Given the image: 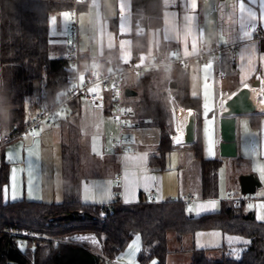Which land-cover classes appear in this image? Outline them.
<instances>
[{
  "label": "crops",
  "instance_id": "1",
  "mask_svg": "<svg viewBox=\"0 0 264 264\" xmlns=\"http://www.w3.org/2000/svg\"><path fill=\"white\" fill-rule=\"evenodd\" d=\"M161 3L162 25L148 30L147 51L138 62L169 57L187 60L188 94L201 102L198 129L195 112L177 108L173 103L168 130L173 150L165 155L164 170L153 171L148 157L158 142L155 130H141V138L134 140L129 153L119 154L113 148L118 128L109 112L106 90L96 88L101 95L99 101L76 99L60 121L42 124L35 139L25 135L8 144H3L9 136L5 126L7 112L0 104L1 204L21 201L62 204L70 199L103 206L114 200L119 191L123 204L138 203L148 194L156 203L190 199L185 209L195 217L219 209L224 199L200 195L199 163L190 145L198 138L205 159L222 160L218 147L224 101L238 89L256 82L264 91V39L254 41L247 30L251 25L264 32V0H161ZM71 22L70 11L49 16L48 35L55 54H63ZM76 23L81 79L91 59L103 57L104 70L126 67L132 62L131 0H85L78 9ZM215 45L221 48L215 57L198 58L203 48L210 50ZM137 75L126 73L124 88ZM255 117L258 120L253 126L251 120ZM191 123L193 142L187 144L184 135ZM175 126L176 135L171 133ZM65 145L72 151L67 155L73 153L77 160L71 198L66 196L67 179L63 174ZM236 145L237 157L230 160L247 161L249 170L242 175L252 174L260 183L256 189L260 196L247 202L246 209L257 221L264 222V102L257 105L256 114L236 118ZM115 177L119 180L115 181Z\"/></svg>",
  "mask_w": 264,
  "mask_h": 264
},
{
  "label": "trees",
  "instance_id": "2",
  "mask_svg": "<svg viewBox=\"0 0 264 264\" xmlns=\"http://www.w3.org/2000/svg\"><path fill=\"white\" fill-rule=\"evenodd\" d=\"M71 1L0 0V104L7 112L5 126L9 135L21 131L40 109L54 106L70 87V66L63 54H55L50 45L48 18L54 13L71 11ZM162 11L161 0H131L132 62H138L140 56L146 53L147 32L161 27ZM187 78L186 71L179 65L173 66L169 73L159 67L139 73L127 86L136 92L133 97H125L132 106L131 126L142 130L153 129L158 135L155 151L148 157L153 171L164 170L165 155L173 150L168 138L171 110L167 88H170L174 105L193 110L196 128L200 125L201 102L188 94ZM36 81L40 83V88L35 97ZM30 113L33 115L27 118ZM257 120L258 117L253 118L251 124L256 125ZM190 149L199 163L200 195L202 198H214L217 172L222 161L205 159L198 138ZM70 151L66 145L63 146L67 198L73 194L77 165L73 153L67 155ZM2 174L4 177V168ZM75 211L85 212V219L69 220L67 215ZM4 230L26 231L30 235H7ZM208 231H219L228 241L222 239L216 247L192 246L187 250L191 253L190 264H264V222L257 221L247 211L244 201L232 205L223 200L217 211L196 217L187 213L183 201L179 199L160 203L141 200L134 204L112 200L103 206L84 205L70 199L62 204L0 203V235L4 237V243L11 241L16 246L14 238L40 239L43 242H34V248L39 249V253L35 250L31 255L28 250L20 252L28 264H53L54 255L64 246L59 241L74 234H92L100 241L98 254L104 259L102 264H110L136 235L141 240L139 264L151 261L164 264L169 253L166 249L169 232L180 242L186 236ZM43 235L48 238H42ZM215 251L219 252L218 257L212 256ZM4 259L0 260V264Z\"/></svg>",
  "mask_w": 264,
  "mask_h": 264
},
{
  "label": "built area",
  "instance_id": "3",
  "mask_svg": "<svg viewBox=\"0 0 264 264\" xmlns=\"http://www.w3.org/2000/svg\"><path fill=\"white\" fill-rule=\"evenodd\" d=\"M72 22L69 27L68 36L64 43L63 58L68 61L70 71L72 75L71 84L64 95L59 101L52 107L42 108L37 111L24 125V128L15 135H9L4 138L3 144H8L13 141L21 140L25 135H29L31 139L36 138V132L39 130L42 124L54 123L61 120L62 115L69 108L72 102L76 99L95 102L101 100V95L96 92V88L99 87L108 91V100L110 105V114L113 122L118 128V135L112 140L113 148L119 153H129L131 151V135L128 133L131 127V112L132 106L125 100L124 96V83L126 73L139 74L145 70L162 68L169 73L173 66L179 65L185 70L187 60L182 57H169L164 60H155L152 62H131L126 67H118L110 70H104L106 60L103 57H98L89 60L88 70L83 79L80 76V58L78 51V30L76 17L77 12L82 3L85 0H72ZM247 30L252 33L253 40L260 42L264 39V32L260 27L247 26ZM221 48L218 45L213 46L210 50L203 48L198 55V58L215 57ZM253 90L251 95L256 105H260L264 102V91L262 87L251 88ZM169 93V102L172 109H174L172 97L170 95V88H167ZM170 130V129H169ZM115 181L119 180V177H115ZM121 193L116 192L114 200L121 202ZM226 200L232 205H237L240 201H249L250 195L236 196L232 191L228 190ZM148 203H154V200L150 194L145 198ZM189 200H184L183 205L186 206ZM122 203V202H121ZM103 214V213H102ZM7 235H20L29 236L30 233L26 231H9L4 230ZM101 257V256H100ZM104 259L100 258V263ZM110 264H114L111 263Z\"/></svg>",
  "mask_w": 264,
  "mask_h": 264
},
{
  "label": "rangeland",
  "instance_id": "4",
  "mask_svg": "<svg viewBox=\"0 0 264 264\" xmlns=\"http://www.w3.org/2000/svg\"><path fill=\"white\" fill-rule=\"evenodd\" d=\"M40 83L36 81L34 83V96L36 97L39 94ZM141 130L142 129H135L134 127H130L128 133L131 135V151L133 150V142L138 138H141ZM132 131V132H131ZM137 132H140L138 134ZM137 133V134H136ZM151 138V137H149ZM151 140V139H150ZM249 160V159H248ZM222 164L217 172V193L214 199L221 200L227 199V191H232L236 196L240 197L241 194L239 192V177L247 172L249 169V164L246 162H238L235 163L237 160H230V159H222ZM231 161V162H230ZM233 161H235L233 163ZM119 192V191H118ZM120 193V192H119ZM260 192L256 191L254 194L250 195V200L246 201L250 202L260 195ZM191 202L190 199H186ZM195 201L194 199L192 202ZM187 212L189 210L186 208ZM75 221V220H74ZM42 238L47 239V235H43ZM222 239L224 241H228V238H223L219 231H208V232H197L194 235L186 236L182 239V241L178 242L175 240V237L172 232L167 234L166 239V249L169 251L167 254L166 260L164 264H190L191 261V253L187 250L192 246L195 247H216L221 244ZM15 244L17 249L21 253H25L28 250V253L33 254L34 250L36 253H39V249L34 248L35 243L43 244L40 239L36 241H32L31 239L26 238H14ZM35 242V243H34ZM64 246H75L81 245L86 248H90L89 250H93V252H97L100 249V241L92 234L89 235H81V234H74L71 236H64L59 241ZM141 250V240L138 235L134 236L131 241L127 244V246L122 250L120 253L116 254L114 259L111 263L114 264H139L138 262V255ZM179 251V252H176ZM212 256L218 257L219 252L215 251ZM1 264H16L11 262L7 258L3 260ZM149 264H155V261H151Z\"/></svg>",
  "mask_w": 264,
  "mask_h": 264
},
{
  "label": "water",
  "instance_id": "5",
  "mask_svg": "<svg viewBox=\"0 0 264 264\" xmlns=\"http://www.w3.org/2000/svg\"><path fill=\"white\" fill-rule=\"evenodd\" d=\"M258 83L251 86L238 89L231 97L223 103V111H221L219 119L220 143L218 154L220 158L233 159L237 157L236 145V118L242 115L256 114L257 105L253 101L251 88L257 87ZM171 88L173 85L170 86ZM136 92L129 88L124 89L125 97H133ZM185 142L191 144L193 142V125L192 123L185 131ZM239 192L242 195H252L260 186L258 179L252 174L241 175L238 179ZM85 212L75 211L67 215L69 220L83 221ZM4 237L0 235V260L6 257L16 264H28L25 262L20 251L10 241L4 243ZM22 257V258H21ZM100 255L81 245H69L63 252H56L53 258V264H101Z\"/></svg>",
  "mask_w": 264,
  "mask_h": 264
},
{
  "label": "bare ground",
  "instance_id": "6",
  "mask_svg": "<svg viewBox=\"0 0 264 264\" xmlns=\"http://www.w3.org/2000/svg\"><path fill=\"white\" fill-rule=\"evenodd\" d=\"M179 113V111H177V113H176V115ZM177 125L179 124V120L177 119ZM176 133H177V129H176V126L173 128V132H172V134H174V135H176ZM25 257V256H24Z\"/></svg>",
  "mask_w": 264,
  "mask_h": 264
},
{
  "label": "flooded vegetation",
  "instance_id": "7",
  "mask_svg": "<svg viewBox=\"0 0 264 264\" xmlns=\"http://www.w3.org/2000/svg\"><path fill=\"white\" fill-rule=\"evenodd\" d=\"M66 247H67V246H63V248H61L60 251L63 252L64 249H65ZM4 258H6V257H4ZM21 258H22V257H21ZM23 258L25 259V262H27V261H26V258H25V257H23Z\"/></svg>",
  "mask_w": 264,
  "mask_h": 264
},
{
  "label": "snow or ice",
  "instance_id": "8",
  "mask_svg": "<svg viewBox=\"0 0 264 264\" xmlns=\"http://www.w3.org/2000/svg\"><path fill=\"white\" fill-rule=\"evenodd\" d=\"M252 15H254V14H252ZM191 211V210H190ZM197 214H199V213H197Z\"/></svg>",
  "mask_w": 264,
  "mask_h": 264
}]
</instances>
